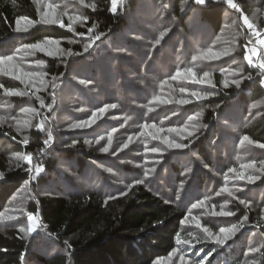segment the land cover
Returning a JSON list of instances; mask_svg holds the SVG:
<instances>
[{
  "label": "trees",
  "instance_id": "trees-1",
  "mask_svg": "<svg viewBox=\"0 0 264 264\" xmlns=\"http://www.w3.org/2000/svg\"><path fill=\"white\" fill-rule=\"evenodd\" d=\"M98 2L96 9L85 11L86 19L75 27L40 24L23 33L17 30L20 18L39 19L35 1L0 0V56L12 53L19 45L35 44L46 38L61 40L73 56L65 57L63 64L47 56L48 72L59 78L69 77V87L65 89L61 82L58 87L72 97L74 110L83 109L85 118L96 120L92 123L94 128L101 127L102 132L111 131L114 135L122 131L123 121H127L125 115L130 118L128 121L141 123L165 118L168 109L164 111L152 102L159 97H156L158 91L166 89L165 82L180 71L179 67L188 65L195 53L197 61L210 60L208 56L221 51L225 37L231 35L237 37L238 45L244 46L247 78L243 88L222 89L221 96L216 98L219 103H212L214 107H209L205 121L212 124L222 111L231 113L237 105H251L259 116L245 118L246 107L237 126H242L243 134L253 142L264 144L261 84L264 69L250 64L255 58L254 46H259L264 66V45L259 41L264 38V0H122L117 10H112L113 0ZM251 27L258 32L253 34ZM88 32L95 44L90 51L79 55L80 39L87 37ZM114 34L122 36L121 43H114ZM102 45L109 49L101 52ZM2 83L8 89L21 85L6 77ZM171 98L172 93L166 95L167 102ZM103 111L104 115L97 120L96 116ZM68 117L69 122L82 119L80 115ZM10 124L0 126L3 141L0 142V214L32 178L29 164L15 163L2 144L17 141L15 151L34 157V166L40 174L33 181V188L46 184L48 175L62 173L59 170L62 156L73 157V167L81 168L83 161H88L86 156H94L93 152L83 151L84 155L79 157L67 149L60 155L56 146L54 149L47 145L51 135L41 130L43 126L33 128L31 139L23 143L21 133ZM195 145L200 156L213 165L205 143L200 140ZM225 167L221 165L215 175L201 172L197 178L200 186L227 183L229 174ZM239 208L241 214L255 215L247 207ZM29 211L40 216L52 237L50 240L61 251L47 256L31 250L18 228L0 227V264H30L35 260L40 264H157L181 239L189 238L183 228L186 207L166 200L142 183L109 199L98 192L62 196L44 192L30 203ZM251 223L257 225L254 220ZM262 224L263 227H256L264 233ZM193 246L195 264H238L246 247L242 241L240 246H223L209 240ZM256 256L254 263L264 264V252H256Z\"/></svg>",
  "mask_w": 264,
  "mask_h": 264
},
{
  "label": "rangeland",
  "instance_id": "rangeland-1",
  "mask_svg": "<svg viewBox=\"0 0 264 264\" xmlns=\"http://www.w3.org/2000/svg\"><path fill=\"white\" fill-rule=\"evenodd\" d=\"M34 1L39 19L20 18L17 23L20 32H28L40 24L75 27L76 23L84 22L87 9L94 10L99 4V0ZM121 2L113 0L112 10H117ZM86 36L80 39L82 52L79 55L90 51L95 44L89 32ZM112 38L114 43L122 41L118 34ZM259 41L264 45V38ZM224 42L221 51L208 56L210 60L197 61L195 53L188 65L179 67L180 71L165 82L166 89L158 91L156 97L161 98L152 102L164 111L168 109L165 118L141 123L128 121L130 118L125 115L127 121H123L122 131L114 135L104 128V132L101 127L94 128L96 120L85 118L82 108V111L74 110L71 106L74 100L65 92L70 85L69 77L59 78L48 72L47 56L58 59L61 64L65 57L73 56L61 40L46 38L35 44L19 45L12 53L0 56V126L11 123L25 139L23 143L31 139L33 128L43 126L41 130L51 135L47 145L54 149L56 146L60 155L66 149L79 157L84 155L83 151L94 154L86 156L88 161H83L82 168L76 165L81 170L73 167V157L62 156L59 160L62 173L48 175L46 184H37L33 188V181L40 174L34 166V157L15 151L17 141L11 145L2 144V148H8L7 154L15 163L29 164L32 178L0 214V227L18 228L29 241L31 250L51 256L61 248L50 240L52 237L40 216L29 211V205L37 195L44 192L60 196L98 192L104 199H109L142 183L166 200L187 209L183 228L189 238L181 239L178 246L157 264H195L191 254L193 244L205 240L223 246H240L242 241L246 247L238 264H256V252H264V233L257 228L263 227L264 222V188L261 189L264 184V144L253 142L237 124L246 107L245 118L256 119L259 113L244 103L235 106L231 113L222 111L212 124L205 121L209 107H214L212 103H219L216 98L221 96L222 89L243 88L247 78L244 46L238 45L237 37L231 35H227ZM100 49L105 52L109 48L102 45ZM5 77L17 80L21 85L3 88ZM59 82L65 86L63 91L58 87ZM169 93L172 98L167 102ZM72 115H80L82 119L69 122L68 116ZM103 115L104 111L96 119ZM200 140L205 143L213 165L200 156L195 145ZM221 165L226 166L229 174L227 183L200 186L199 174L204 171L215 175ZM239 207H247L255 215L241 214ZM30 264L40 263L35 260Z\"/></svg>",
  "mask_w": 264,
  "mask_h": 264
},
{
  "label": "built area",
  "instance_id": "built-area-1",
  "mask_svg": "<svg viewBox=\"0 0 264 264\" xmlns=\"http://www.w3.org/2000/svg\"><path fill=\"white\" fill-rule=\"evenodd\" d=\"M198 1H203V0H198ZM250 30H251V32L253 34H256L257 33V30L254 27H251ZM254 47H255V58L251 62V66L252 67L259 66L260 68L264 69V66L261 65L262 64V62H261V48L258 47V46H254ZM261 84H262V86L264 88V79L261 81Z\"/></svg>",
  "mask_w": 264,
  "mask_h": 264
},
{
  "label": "clouds",
  "instance_id": "clouds-1",
  "mask_svg": "<svg viewBox=\"0 0 264 264\" xmlns=\"http://www.w3.org/2000/svg\"><path fill=\"white\" fill-rule=\"evenodd\" d=\"M157 43H159V41H157ZM75 125H73L74 127ZM205 128H207V125H204ZM99 142V141H97ZM102 151H107V149H101ZM109 171H111V169H109ZM259 177H256V179H258ZM241 203H243V201H241Z\"/></svg>",
  "mask_w": 264,
  "mask_h": 264
}]
</instances>
